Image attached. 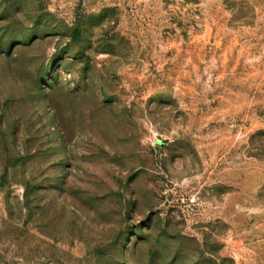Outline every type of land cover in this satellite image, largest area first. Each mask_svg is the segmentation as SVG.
Masks as SVG:
<instances>
[{
    "label": "rangeland",
    "instance_id": "obj_1",
    "mask_svg": "<svg viewBox=\"0 0 264 264\" xmlns=\"http://www.w3.org/2000/svg\"><path fill=\"white\" fill-rule=\"evenodd\" d=\"M0 264H264V0H0Z\"/></svg>",
    "mask_w": 264,
    "mask_h": 264
}]
</instances>
